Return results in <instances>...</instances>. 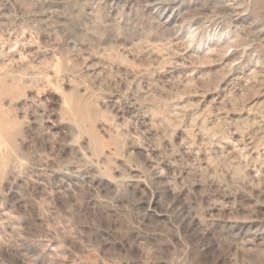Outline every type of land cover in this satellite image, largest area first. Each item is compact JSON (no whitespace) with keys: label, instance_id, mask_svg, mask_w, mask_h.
Listing matches in <instances>:
<instances>
[{"label":"rangeland","instance_id":"374dc122","mask_svg":"<svg viewBox=\"0 0 264 264\" xmlns=\"http://www.w3.org/2000/svg\"><path fill=\"white\" fill-rule=\"evenodd\" d=\"M0 264H264V0H0Z\"/></svg>","mask_w":264,"mask_h":264}]
</instances>
